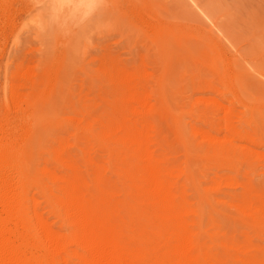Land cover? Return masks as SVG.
I'll list each match as a JSON object with an SVG mask.
<instances>
[{
    "label": "rangeland",
    "instance_id": "374dc122",
    "mask_svg": "<svg viewBox=\"0 0 264 264\" xmlns=\"http://www.w3.org/2000/svg\"><path fill=\"white\" fill-rule=\"evenodd\" d=\"M79 1L0 0V133L7 128L5 92L18 100L13 113L37 102L41 120L6 134L22 144L36 138L31 162L59 175L68 172L51 157L59 152L87 182L95 164L102 167L96 177L121 202L122 149L63 123L97 120L114 130L146 122L156 159L197 171L193 181L182 176L180 183L201 211L203 228L229 240L245 233L264 247V219L252 224L235 204L251 198L249 192L264 194V0H106L99 8ZM198 154L206 160L200 163ZM30 193L58 228L40 190L33 186Z\"/></svg>",
    "mask_w": 264,
    "mask_h": 264
},
{
    "label": "bare ground",
    "instance_id": "6f19581e",
    "mask_svg": "<svg viewBox=\"0 0 264 264\" xmlns=\"http://www.w3.org/2000/svg\"><path fill=\"white\" fill-rule=\"evenodd\" d=\"M86 1H92L95 8L106 4V0ZM4 97L2 119L7 124L6 129L30 128L41 120L37 102L22 105L13 113L18 101L16 95L5 92ZM133 100L139 104V99ZM148 114L149 110L142 114L144 120ZM52 118L47 120L51 122ZM94 123L85 125L83 120L70 117L63 125L74 129L77 135L88 132L105 145L113 139L122 149V156L126 158L123 166L116 170L125 192L121 202L113 191L102 186V178L96 177L100 167L95 161L93 171L88 170L92 173L87 172L90 179L87 182L78 171L79 165L75 163L77 170L60 152L55 153L51 157L68 170L67 175L62 176L31 162L30 151L36 138L27 136L22 144L19 134V137L15 133L6 134V129H3L5 133H0V264H264V247L252 244L247 234L242 233V240H229L227 235L203 228L201 211L195 210L184 197V185L180 183L182 176L187 182L193 181L197 171L187 164L183 168L177 164L167 166L165 157L160 156L166 162L159 157L156 159L149 148L146 122L141 121L140 127L133 122L136 127L120 122V128L115 131L103 129L97 120ZM202 155H197L200 163L206 160ZM26 159H30V163L14 173V166ZM33 186L40 190L48 213L60 222L58 228L40 211L41 202H35L30 193ZM204 191L210 190L206 187ZM259 191L252 195L248 190L251 198L235 203L237 210L252 224H262L264 219V194Z\"/></svg>",
    "mask_w": 264,
    "mask_h": 264
}]
</instances>
